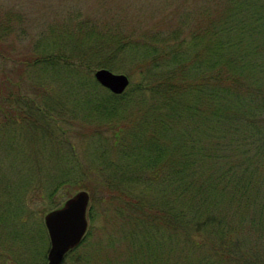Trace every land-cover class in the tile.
<instances>
[{"label": "rangeland", "instance_id": "374dc122", "mask_svg": "<svg viewBox=\"0 0 264 264\" xmlns=\"http://www.w3.org/2000/svg\"><path fill=\"white\" fill-rule=\"evenodd\" d=\"M221 1L0 0V264H46L50 242L44 214L82 189L89 193L87 229L61 264L130 263L131 244L139 246L137 235L149 231L141 225L142 218L134 224L123 220L120 209L129 207L124 195L151 199L158 191L126 156L136 144L139 124L149 121V115L140 116L143 110L152 115L167 104L158 87H152V73L161 68L144 71L152 65L139 66L146 58L139 53L124 56L111 68L101 67L128 76L125 91L113 94L94 78L100 68L97 61L82 58V49L91 43L79 42L77 32L93 28L110 35L101 30L111 26L113 33L134 37L153 28L159 36L186 43L207 21L206 14L222 11L217 4ZM222 13L230 19L234 15L230 6ZM64 31L70 37L62 35ZM201 45L197 40L195 50ZM37 55L44 59L35 62ZM92 105L118 108L107 118L95 114ZM250 105L245 119L257 121L264 108L254 101ZM212 128L208 125L207 132H200L206 135ZM240 153L244 158L250 155ZM238 157L236 151L228 162ZM206 174L207 168L202 176ZM219 197L220 203L226 202ZM126 198L129 203L131 197ZM126 215L132 217L127 211ZM249 240L242 245L245 249ZM161 247L156 245V251ZM196 256L189 254L187 262Z\"/></svg>", "mask_w": 264, "mask_h": 264}, {"label": "trees", "instance_id": "16d2710c", "mask_svg": "<svg viewBox=\"0 0 264 264\" xmlns=\"http://www.w3.org/2000/svg\"><path fill=\"white\" fill-rule=\"evenodd\" d=\"M217 4L222 11L230 6L232 19L222 11L205 13L207 21L186 43L159 36L153 28L134 37L113 33L111 26L101 30L110 35L93 28L77 32L79 42L91 43L82 49V58L97 61L100 68H111L124 56L146 55L139 66L150 63L147 72L161 68L152 73V87L168 99L158 113L150 115L145 109L140 114L149 115V121L139 124L136 144L126 156L158 191L152 201L125 194L131 197L128 203L124 195L129 207L121 206L123 220L134 224L142 218L141 225L149 231L137 235L139 246L131 244L129 264H264V115L257 121L245 119L252 101L264 108V0ZM197 40L202 45L196 51ZM40 57L35 62L44 59ZM115 106L110 111L93 106V112L108 118ZM208 125L213 128L202 135L200 129L207 132ZM236 151V162H228ZM240 152L250 155L244 158ZM219 196L226 202L220 203ZM134 228L129 229L131 235ZM156 245L161 249L156 251ZM189 254L197 256L188 263Z\"/></svg>", "mask_w": 264, "mask_h": 264}, {"label": "water", "instance_id": "95a60500", "mask_svg": "<svg viewBox=\"0 0 264 264\" xmlns=\"http://www.w3.org/2000/svg\"><path fill=\"white\" fill-rule=\"evenodd\" d=\"M93 75L101 86L116 95L123 93L129 84L126 74L114 73L107 68H98ZM88 203L89 193L82 189L44 214L50 242L46 264H61L65 255L81 242L88 225Z\"/></svg>", "mask_w": 264, "mask_h": 264}]
</instances>
